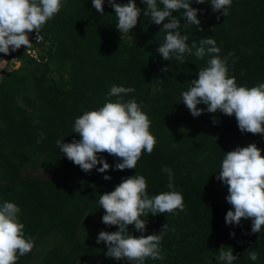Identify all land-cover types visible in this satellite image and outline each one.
<instances>
[{"label":"trees","instance_id":"16d2710c","mask_svg":"<svg viewBox=\"0 0 264 264\" xmlns=\"http://www.w3.org/2000/svg\"><path fill=\"white\" fill-rule=\"evenodd\" d=\"M62 3L42 27L40 43L21 46L7 56L0 53L9 63L0 75V204L13 202L20 208L25 235L35 242L17 264H130L108 258L106 244L96 243L100 231L118 230L102 223L105 213L99 197L135 174L145 176L149 195L170 191L164 166L172 169L185 208L142 217L144 233L129 225L138 237L157 234L167 223L160 244L163 259L146 258L144 264H222L217 259L221 245L233 249L238 257L233 264H264V226L253 234L250 218L227 225L225 216L232 209L226 200L228 187L216 179L225 153L237 147L255 143L264 156V136L241 133L234 115L205 111L193 117L180 101L209 57L186 53L184 62L174 55L163 60L157 51L166 37L163 25L143 11L135 28L122 34L107 0L103 16L91 0ZM136 4L145 7L141 0ZM192 7L201 10L203 31L194 25L185 28L181 18L179 30L189 37L188 45L195 41L199 46L201 39L211 37L221 58L227 57L228 75L235 76L238 86L264 83V0H232L226 17L213 12L210 3L193 2ZM182 11L173 15L182 16ZM165 67L167 72L162 71ZM113 85L135 89L122 99H135L141 106L157 143L150 155L142 153L135 169L116 170L115 164L122 161L103 153L99 155L112 167L105 173H85L60 152L56 141L79 140L73 132L75 119L115 102L117 97L108 96ZM197 107L206 109L203 104ZM36 169L50 171L51 177L33 176ZM105 175L111 179L105 180ZM252 251L258 253L255 261L249 258Z\"/></svg>","mask_w":264,"mask_h":264},{"label":"clouds","instance_id":"9594fccd","mask_svg":"<svg viewBox=\"0 0 264 264\" xmlns=\"http://www.w3.org/2000/svg\"><path fill=\"white\" fill-rule=\"evenodd\" d=\"M95 10L104 15L105 0H91ZM144 9L137 6L136 0L117 3L107 0L118 18L117 30L129 34L138 23L141 12L156 25H163L161 31L166 33L164 42L157 49L163 60H171L173 55L184 62V55H195L198 59L208 56L207 67L199 70L198 79L191 80L187 91L181 93L183 104L193 117L208 113H223L235 116L241 133L261 134L264 136V83L248 88L238 86L235 76L228 75L227 57L221 58L220 48L211 37L201 39L199 46L193 41L189 46V37L181 34V18L184 27L196 26L203 31L198 19V8L192 3H210L213 12L226 17L232 0H141ZM162 5V7H161ZM63 7L62 0H0V53L5 56L25 46H32L29 33L36 34L40 40L42 27L52 19ZM182 11V16H174L173 12ZM219 19V16L217 17ZM193 49L195 51L193 52ZM232 53H229L231 56ZM7 60L0 59V69L7 68ZM162 71L167 72L165 67ZM243 74V73H241ZM134 88L113 85L108 93L115 96V102H106L98 110L86 111L74 121L73 132L80 139L71 143L57 140L56 145L67 159L79 166L85 173L97 169L107 172L112 166L103 158L107 153L117 158L115 169H135L141 155L146 151L149 155L157 143L150 132L151 121L142 111L135 99L124 102L122 97L134 92ZM206 105L198 108V105ZM213 123H217L214 119ZM43 138L44 134L40 133ZM40 140H37L39 143ZM255 143L246 147H237L225 153L219 169L218 181L228 187L227 202L232 209L227 211V225H240L242 219H251V233H259L264 226V156ZM102 167L97 168V165ZM162 171L168 175L167 188L170 191L149 195L145 176L135 174L122 179L111 192L99 197L100 208L104 209L102 223L117 226L114 232L100 231L96 243L106 244L108 258L116 261H128L130 264H144L146 258L163 259L160 244L167 223L161 231L152 235L135 236L129 231V225L141 233L146 231V219L142 217L164 213L184 211L183 194L175 190L174 173L164 166ZM105 180L111 176L105 175ZM20 208L13 202L0 204V264H17L22 257L35 246L31 236L25 235V225L20 221ZM234 238L235 232L230 233ZM221 245L218 261L222 264H233L238 258L233 249ZM252 261L258 259V253L249 252Z\"/></svg>","mask_w":264,"mask_h":264},{"label":"rangeland","instance_id":"374dc122","mask_svg":"<svg viewBox=\"0 0 264 264\" xmlns=\"http://www.w3.org/2000/svg\"><path fill=\"white\" fill-rule=\"evenodd\" d=\"M31 56L32 57H35V52L34 51H31L30 52ZM1 59V58H0ZM12 62V61H11ZM9 64V63H8ZM7 64V66H8ZM13 66L12 67H16L18 64L16 62L13 61ZM6 69V68H5ZM5 69H2V71L0 72V75L1 73L5 72ZM25 173V172H23ZM33 176L37 177V178H40V179H49L51 177V173L50 171H46V172H43L39 169H36L33 173H32ZM78 264V263H77ZM86 264V263H84Z\"/></svg>","mask_w":264,"mask_h":264},{"label":"built area","instance_id":"2783aa9c","mask_svg":"<svg viewBox=\"0 0 264 264\" xmlns=\"http://www.w3.org/2000/svg\"><path fill=\"white\" fill-rule=\"evenodd\" d=\"M40 37H41V33H40ZM29 38H30V41L34 44H38L42 41V37L40 38V40L37 42L36 41V34L35 32L33 31L32 33H29ZM2 71V69H0V72ZM2 74V73H1Z\"/></svg>","mask_w":264,"mask_h":264}]
</instances>
